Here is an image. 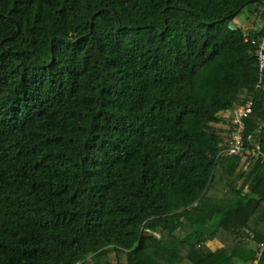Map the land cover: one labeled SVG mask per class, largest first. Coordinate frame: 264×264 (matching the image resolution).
Here are the masks:
<instances>
[{
	"label": "trees",
	"instance_id": "obj_1",
	"mask_svg": "<svg viewBox=\"0 0 264 264\" xmlns=\"http://www.w3.org/2000/svg\"><path fill=\"white\" fill-rule=\"evenodd\" d=\"M262 1L0 0V264H264Z\"/></svg>",
	"mask_w": 264,
	"mask_h": 264
},
{
	"label": "built area",
	"instance_id": "obj_2",
	"mask_svg": "<svg viewBox=\"0 0 264 264\" xmlns=\"http://www.w3.org/2000/svg\"><path fill=\"white\" fill-rule=\"evenodd\" d=\"M262 4L264 6V0ZM261 15L264 19V7ZM261 30H263V34L260 38L252 39V43L256 45L255 55L259 67L260 79L264 71V23ZM257 88H264L261 84V80L257 84ZM254 104V97L250 96L243 104L235 109L231 120V137L224 142L225 147L220 151L219 155H238L244 159L259 160L264 168V151L260 143L254 141L253 134H246L247 119L250 118L253 113ZM247 232L249 231L247 230ZM258 247L260 256L264 250V242L260 243Z\"/></svg>",
	"mask_w": 264,
	"mask_h": 264
},
{
	"label": "rangeland",
	"instance_id": "obj_3",
	"mask_svg": "<svg viewBox=\"0 0 264 264\" xmlns=\"http://www.w3.org/2000/svg\"><path fill=\"white\" fill-rule=\"evenodd\" d=\"M263 4L261 2H252L245 6L241 12L231 22L233 27H241L244 30H251L255 27L261 26L264 23V19L261 15ZM208 196H219L218 193L210 190L207 192Z\"/></svg>",
	"mask_w": 264,
	"mask_h": 264
},
{
	"label": "crops",
	"instance_id": "obj_4",
	"mask_svg": "<svg viewBox=\"0 0 264 264\" xmlns=\"http://www.w3.org/2000/svg\"><path fill=\"white\" fill-rule=\"evenodd\" d=\"M261 27H262V25H261V26H258V27H255L254 29H258V28H261ZM208 245H209L212 249H216V248H218V247L221 246V243H220L219 241H217V240H212V241H209V242H208Z\"/></svg>",
	"mask_w": 264,
	"mask_h": 264
}]
</instances>
